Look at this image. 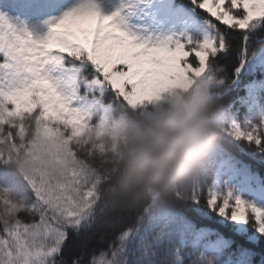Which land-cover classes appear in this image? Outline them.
I'll use <instances>...</instances> for the list:
<instances>
[{
  "label": "snow or ice",
  "instance_id": "obj_1",
  "mask_svg": "<svg viewBox=\"0 0 264 264\" xmlns=\"http://www.w3.org/2000/svg\"><path fill=\"white\" fill-rule=\"evenodd\" d=\"M189 5L202 35L161 42L122 30L96 0H77L43 37L0 14V264H252L243 245L225 260L235 241L185 214L215 215L249 244L264 239V187L239 172L213 168L142 208L113 184L112 137L126 113H148L201 79L224 102L249 57L264 58V0ZM236 40L228 75L222 60ZM251 43L260 47L249 52ZM222 111L220 135L264 154V120L242 127L231 102ZM133 217L107 247L75 244L98 218Z\"/></svg>",
  "mask_w": 264,
  "mask_h": 264
},
{
  "label": "clouds",
  "instance_id": "obj_2",
  "mask_svg": "<svg viewBox=\"0 0 264 264\" xmlns=\"http://www.w3.org/2000/svg\"><path fill=\"white\" fill-rule=\"evenodd\" d=\"M223 107L201 79L148 113H126L109 157L117 195L138 208L154 197L162 206L176 187L204 179L220 148Z\"/></svg>",
  "mask_w": 264,
  "mask_h": 264
},
{
  "label": "trees",
  "instance_id": "obj_3",
  "mask_svg": "<svg viewBox=\"0 0 264 264\" xmlns=\"http://www.w3.org/2000/svg\"><path fill=\"white\" fill-rule=\"evenodd\" d=\"M118 0H99V4L105 7L106 4L117 5ZM143 7H147L153 3V0H140ZM178 3L184 4L187 8L188 13L191 15L193 11L189 5V0H177ZM124 13V14H123ZM121 12L118 9L116 15L113 18V23L117 24L119 27L122 22L128 17L129 10L125 8V12ZM203 14V13H202ZM10 20L16 23H23L28 27L32 34L36 37H43L49 31V28L54 23L58 22L62 16H58L53 13H48L44 15H33L27 17L24 12L8 17ZM157 33L154 29H149V34L146 37L138 38L142 41L150 42H160V39L156 37ZM198 36L197 34H193ZM240 44L239 40L233 42V51L228 56L224 57L222 60L223 64H226L229 68L228 75L233 74V68L239 62L237 61L236 50ZM260 45L258 43H251L249 45V52L258 49ZM264 58H257L256 55L249 57L247 63L243 65L240 72L237 74V79L239 78V83L236 84V88L233 87L232 91L229 92L228 96L225 97L224 103L227 104L231 102L233 108L237 114L238 123L243 126L250 127L253 123H258L264 120ZM252 83L256 84L252 90L248 86ZM258 83H262L259 85ZM255 92L257 98V106L252 109L249 108V100L251 96L249 93ZM220 155L217 156L215 165L213 168H222L224 170H231L228 167V163H236L238 165H244L246 172L250 173L251 177L249 180L253 181L257 186H264V154L260 153L254 145H250L244 141H233L227 136L220 137ZM228 168V169H227ZM242 174V172H240ZM211 175V172L209 173ZM241 196H248V193L239 191ZM203 203V201H202ZM185 214L189 219L194 220L198 226L207 225L208 227L218 229L227 238L235 241L232 247L225 253L224 259L227 260L231 253H235L240 245L249 248L253 255L251 257L252 264H262L264 261V239H261L256 244H249L244 237L236 236L232 232L231 225L223 227L216 223L217 217L212 216L211 221L199 220L195 213L190 209H185ZM99 222L86 234H81L76 238L75 244L78 246L87 245L88 248H92L94 245L99 247H107L108 241L115 242L119 231L129 225H135V218H130L127 220L120 219H108V218H98ZM103 233V234H102ZM75 235V234H74ZM105 236L107 239H105ZM88 259L87 256L84 257ZM235 258V257H233Z\"/></svg>",
  "mask_w": 264,
  "mask_h": 264
},
{
  "label": "rangeland",
  "instance_id": "obj_4",
  "mask_svg": "<svg viewBox=\"0 0 264 264\" xmlns=\"http://www.w3.org/2000/svg\"><path fill=\"white\" fill-rule=\"evenodd\" d=\"M75 2L76 0H55L54 3L52 0H0V14L7 16L13 9L19 8H26L29 12H41L47 10L48 7L69 8L76 4ZM130 2H132L131 13L121 29L128 31L131 35L137 36L146 33L151 25L156 30L163 32V41L170 37L174 38L181 33L190 34L191 31L200 35L203 33L202 22L198 19L189 21L186 9L182 6H176V0H154V3L145 9L141 8L138 0H131ZM99 10L103 15H113L114 13V9L107 11L99 8ZM251 99L252 104L256 103L254 93ZM231 166L235 171L237 170L235 165Z\"/></svg>",
  "mask_w": 264,
  "mask_h": 264
}]
</instances>
